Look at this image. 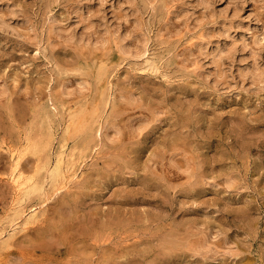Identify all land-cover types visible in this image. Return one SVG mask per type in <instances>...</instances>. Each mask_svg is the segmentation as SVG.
I'll use <instances>...</instances> for the list:
<instances>
[{"label": "rangeland", "instance_id": "1", "mask_svg": "<svg viewBox=\"0 0 264 264\" xmlns=\"http://www.w3.org/2000/svg\"><path fill=\"white\" fill-rule=\"evenodd\" d=\"M0 234V264H264V0H0Z\"/></svg>", "mask_w": 264, "mask_h": 264}, {"label": "bare ground", "instance_id": "2", "mask_svg": "<svg viewBox=\"0 0 264 264\" xmlns=\"http://www.w3.org/2000/svg\"><path fill=\"white\" fill-rule=\"evenodd\" d=\"M100 59H101V58H100ZM111 60H112V59H111ZM102 61H103V60H102ZM99 63H100V62H99ZM97 65H99V64H97ZM99 68H100V67H99ZM157 68H158V66H157ZM157 68L154 67V69H157ZM158 69H159V68H158ZM96 70H97V69H96ZM101 71H102V70H101ZM97 78H98V77H97ZM64 102H65V101H64ZM63 105H64V104H63ZM63 107H64V106H63ZM65 109H66V108H65ZM71 109H73V108L71 107ZM46 113H47V112H46ZM64 114H65V113H64ZM66 115H67V114H66ZM74 115H75V114H74ZM51 116H52V115H51ZM47 118H48V117H47ZM45 119H46V118H45ZM45 119H44V120H45ZM53 120H54V119H53ZM53 120H52V121H53ZM45 121H46V120H45ZM45 121H44V122H45ZM63 121H64V120H63ZM67 121L69 122V120H67ZM71 121H72V120H71ZM65 122H66V121H65ZM49 123H50V121H49ZM66 123H67V122H66ZM70 123H71V122H70ZM50 126H51V124H50ZM52 127H53V126H52ZM69 128H70V127H69ZM65 129H66V127H65ZM49 130H50V129H49ZM51 130H52V128H51ZM68 130H69V129H68ZM67 132H68V131H67ZM46 133H47V132H46ZM54 133H55V132H54ZM57 133H58V132H57ZM55 134H56V133H55ZM55 134H54V135H55ZM57 135H58V134H57ZM48 136H49V135H48ZM45 137H47V134H46ZM66 138H67V137H66ZM63 141H64V140H63ZM47 142H48V141H47ZM71 142H72V141H71ZM51 145H52V143H51ZM60 145H61V144H60ZM75 146H76V145H75ZM60 147H61V146H60ZM63 147H64V146H63ZM65 147H66V146H65ZM69 148H70V147H69ZM72 148H73V147H72ZM75 148H76V147H75ZM81 148H82V147H81ZM85 148H86V147H85ZM85 148H84V149H85ZM82 149H83V148H82ZM57 150H58V149H57ZM71 150H72V149H71ZM71 150H70V151H71ZM50 151H51V149H50ZM65 151H66V150H65ZM85 151H86V149H85ZM52 152H53V151H52ZM52 152H51V153H52ZM57 152H58V151H57ZM62 152H63V151H62ZM64 153H65V152H64ZM72 153H73V152H72ZM84 153H85V152H84ZM52 154H53V153H52ZM55 154H56V153H55ZM70 154H71V153H70ZM78 154H79V153H78ZM82 154H83V153H82ZM18 155H19V154H18ZM53 155H54V154H53ZM54 156H56V155H54ZM65 156H66V155H65ZM12 157H13V156H12ZM77 157H78V156H77ZM56 158H57V157H56ZM13 159H14V158H13ZM44 159H45V158H44ZM78 159H79V158H78ZM15 160H16V159H15ZM18 160H19V159H18ZM18 160H17V161H18ZM43 161H44V160H43ZM48 161H49V160H47V162H48ZM73 161H74V160H73ZM83 161H84V160H83ZM47 162H46V163H47ZM40 163H41V162H40ZM49 163H50V162H49ZM52 163H53V161H52ZM13 164H15V163H13ZM16 164H17V163H16ZM44 164H45V162H44ZM47 164H48V163H47ZM62 164H63V163H62V157H60V158L56 161V163H55L54 170H53V173H54V174H58V173L61 174V173H62V169H64L63 171H65V168H62ZM45 165H46V164H45ZM50 165H51V164H50ZM74 165H75V164H74ZM84 165H85V164H84ZM16 166H17V165H16ZM47 166H48V165H47ZM64 166H65V165H64ZM72 166H73V165H72ZM72 166H71V167H72ZM82 166H83V164H82ZM51 167H52V166H51ZM68 167H70V166H68ZM68 167H67V169H68ZM74 167H76V166H74ZM74 167H73V168H74ZM14 168H15V167H14ZM80 168H81V167H80ZM67 169H66V170H67ZM69 170H70V168H69ZM78 170H79V169H78ZM78 170H77V171H78ZM15 171H16V169H15ZM42 171H43V170H42ZM46 171H47V169H46ZM79 171H80V170H79ZM69 172H70V171H69ZM16 173H17V172H16ZM43 173H44V172H43ZM64 173H65V172H64ZM75 173H76V172H74L73 174H75ZM77 173H78V172H77ZM12 174H13V173H12ZM49 174H50V172H49ZM73 174H72V175H73ZM14 175H15V174H14ZM38 175H40V174H38ZM44 175H45V174H44ZM74 176H75V175H74ZM74 176H73V177H74ZM12 177H13V176H12ZM32 177L35 178V175H32ZM45 177H46V176H45ZM50 177H51V176H50ZM66 177H67V176H66ZM68 177H69V176H68ZM30 178H31V176H30ZM70 178H71V177H70ZM22 179H23V178H22ZM42 179H43V178H42ZM64 179H65V178H64ZM67 179H68V178H67ZM67 179H66V180H67ZM75 179H76V178H75ZM14 180H15V179H14ZM28 180H29V179H28ZM32 180H33V179H32ZM32 180H31V181H32ZM35 180H36V178L34 179L33 183L36 182ZM49 180H50V179H49ZM51 180H52V179H51ZM55 180H56V179H55ZM61 180H62V179H61ZM69 180H71V179H69ZM53 181H54V180H53ZM42 182H43V180H42ZM57 182H58V181H57ZM65 182H66V181H65ZM68 182H69V181H68ZM68 182H67V184H68ZM13 183H14V182H13ZM37 183H38V182H37ZM45 183H46V182H45ZM55 183H56V182H55ZM29 184H30V182H29ZM39 184H40V183H39ZM48 184H49V183H47V185H48ZM27 185H28V184H27ZM27 185H26V186H27ZM57 185H58V184H57ZM64 185H65V184H64ZM30 186H32V185H30ZM55 186H56V185H55ZM32 187L35 189V186H32ZM37 187H39L38 184H37ZM52 187H53V186H52ZM66 187H67V185H66ZM45 188H46V186H45ZM48 188H49V187H48ZM59 188H60V187H59ZM59 188H57V191H58ZM62 188H63V186H62ZM64 188H65V187H64ZM18 189H19V187H18ZM22 189H23V188H22ZM15 190H16V189H15ZM45 190H46V189H45ZM17 191H18V190H17ZM23 191H24V190H23ZM23 191H22V193H23ZM43 191H44V188H43ZM57 191H56V192H57ZM20 193H21V192H20ZM41 193H42V192H41ZM44 193H45V192H44ZM46 194H47V193H46ZM18 195H19V194H18ZM23 195H24V194H23ZM19 196H20V195H19ZM45 196H46V195H45ZM52 196H53V195H52ZM20 197H21V196H20ZM36 197H37V196H36ZM39 197H40V195H39ZM49 197H50V196H49ZM44 198H45V197H44ZM46 198H47V197H46ZM47 199H48V198H47ZM45 201H46V200H45ZM47 202H48V201H47ZM14 203H15V202H14ZM44 203H45V202H44ZM41 204H42V203H41ZM23 205H24V204H23ZM33 205H34V204H33ZM42 205H43V204H42ZM11 206H12V205H11ZM34 206H35V205H34ZM37 206H39L38 203H37ZM13 207H14V206H13ZM13 207H11V208H13ZM27 207H28V205H27ZM30 207H32V206H30ZM33 208H34V207H33ZM13 209H14V208H13ZM19 209H20V208H19ZM19 209H18V212L21 214V212L19 211ZM22 209H23V208H22ZM38 209H39V208H38ZM14 210H15V209H14ZM26 210H27V209H26ZM10 211H12V210L10 209ZM29 211H30V210H29ZM29 211H28V212H29ZM14 212H15V211H14ZM16 212H17V211H16ZM11 213H12V212H11ZM25 213H26V211H25ZM35 213H36V212H34V214H33V213H30V214H32V216H29L30 218H28V219H35V218L37 217V215H36ZM9 214H10V213H8V215H9ZM22 214H23V213H22ZM25 215H26V214H25ZM15 217H16V216H15ZM12 219H13V218H12ZM12 219H11V220H12ZM16 219H18V218H16ZM10 222H11V221H10ZM14 222H17V221H14ZM22 223H24V222H22ZM30 223H31V221H30ZM12 224H13V223H12ZM16 224H17V223H16ZM25 224H26V222H25ZM18 226H19V225H18ZM12 227H13V225H12ZM19 227H21V225H20ZM4 228H5V227H4ZM10 228H11V227H10ZM17 229H18V228H17ZM19 229H20V228H19ZM23 229H24V228H23ZM11 230H12V229H11ZM11 230H10V231H11ZM13 230L15 231V229H13ZM7 231H8V230H7ZM7 231H6V232H7ZM3 232H4V231H3ZM6 232H5V233H6ZM0 235H1V234H0ZM2 235H3V234H2ZM2 235H1V236H2ZM7 235H8V234H7ZM1 236H0V237H1ZM0 239H1V238H0Z\"/></svg>", "mask_w": 264, "mask_h": 264}]
</instances>
